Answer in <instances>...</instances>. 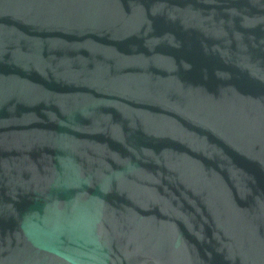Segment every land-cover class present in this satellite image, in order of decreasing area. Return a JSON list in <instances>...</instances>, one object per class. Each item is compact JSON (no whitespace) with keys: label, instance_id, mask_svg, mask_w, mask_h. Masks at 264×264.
<instances>
[{"label":"water","instance_id":"1","mask_svg":"<svg viewBox=\"0 0 264 264\" xmlns=\"http://www.w3.org/2000/svg\"><path fill=\"white\" fill-rule=\"evenodd\" d=\"M0 264H264V0H0Z\"/></svg>","mask_w":264,"mask_h":264}]
</instances>
